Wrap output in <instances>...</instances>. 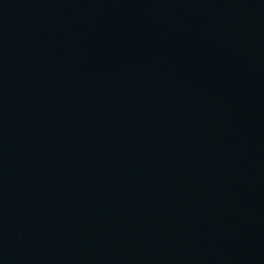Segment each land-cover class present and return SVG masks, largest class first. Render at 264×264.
I'll list each match as a JSON object with an SVG mask.
<instances>
[{"label": "water", "instance_id": "95a60500", "mask_svg": "<svg viewBox=\"0 0 264 264\" xmlns=\"http://www.w3.org/2000/svg\"><path fill=\"white\" fill-rule=\"evenodd\" d=\"M0 264H264V0H0Z\"/></svg>", "mask_w": 264, "mask_h": 264}]
</instances>
